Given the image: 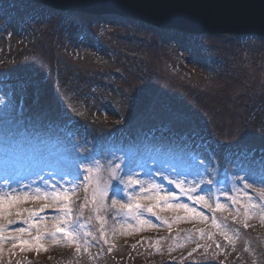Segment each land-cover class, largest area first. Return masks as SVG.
Listing matches in <instances>:
<instances>
[{"label":"rangeland","instance_id":"rangeland-1","mask_svg":"<svg viewBox=\"0 0 264 264\" xmlns=\"http://www.w3.org/2000/svg\"><path fill=\"white\" fill-rule=\"evenodd\" d=\"M32 5L27 0H0V76L4 80L0 82V94H3L0 96V105L4 102L12 108L17 97L26 91L30 103L32 101L37 104L38 99L45 102L42 104L39 101V106L45 118L51 117L54 121L50 122L51 125L56 122L61 124L58 128L65 135L56 132L53 138L47 134L41 141H35L39 150L45 145L43 150L49 152L45 160L56 162L54 167L49 168L56 174L47 180L49 191L56 190L52 185L64 191L65 184H72L75 189L87 183L85 176L80 181V177L76 181H69L63 176L66 172L62 167L66 165L72 168V157H80L77 153L79 150L82 160L75 166L79 176L87 173L85 169L89 167L95 169L97 164L100 170L94 173L93 184L82 201L85 206L81 210L80 219L76 220L71 214L70 220L65 217L70 230L77 234L79 252L75 243L69 245L64 241L62 234L57 235L55 242L45 235L40 243L46 250L41 251H36L34 247L25 251H21L20 247L12 249L13 241L6 240L0 252V264H10L8 258L13 255V262L18 253L28 254L27 261L30 264H47L56 258L53 254L55 250H68L77 254L72 258L68 256L71 261L62 262L64 264H86L87 255L108 245L105 230L107 221L118 217V211H121V216L115 221V225L119 226L113 232L114 237L128 238L152 228L148 223L141 224L136 216L154 225L161 221L155 220L143 207L132 213L122 208L106 213L102 210L105 196L101 197L98 192L95 203L92 199V188L97 186V181L101 190L107 185L108 195L112 180H118V184L123 187L115 190L114 194H122V191L134 186V183H128L129 180L140 181L146 173L159 176L164 179L166 186L149 176L144 178V185L145 180L150 179V184L160 185V195H172L169 204H185L195 210L189 213L163 205L162 208L168 213L180 216L181 219H177L174 224L204 221L206 216L195 205H203L205 208L209 206L206 196L202 195L205 190L202 189L206 181V170L212 160L216 161L223 181L220 184L223 187L220 204L224 207L219 210L221 218L216 216L219 227L202 226L200 230L194 229L182 237L158 241L147 257H154L170 248L179 258L162 264H264V236L260 235V231L264 230V222L261 220L264 209L249 207L246 215V206L250 203L264 204L258 194V190L264 189V183L261 182L264 180V39L254 36L238 39L228 34L222 38L209 35L190 40L185 36L159 34L148 26L117 16H72L57 13L46 6L39 9L30 7ZM26 9L36 13L29 15ZM58 24L63 26L60 33L57 30V42H54L51 31ZM177 38L178 41L174 43ZM5 40L10 42L8 48L2 46ZM171 40L172 43L167 44ZM77 59L79 61L75 62ZM193 70L196 72L192 74ZM106 75L107 82L100 80L103 86H96L95 81L105 79ZM35 79L40 87V83H45L46 95L38 93V87L32 82ZM205 79L208 80L202 82ZM70 81L83 90L92 89V85L94 89L91 95L95 96L93 98L96 101L89 109L74 104L78 116L83 120L73 122L70 127L77 130L68 139L65 136L70 131L68 128L66 131L62 129V123L64 119L76 118V115L64 103L65 108L57 97L61 96L66 101L63 90ZM88 82L89 86L85 85ZM132 82L138 85L129 84ZM137 92L140 98L144 92L145 97L140 106L130 108ZM112 94L120 97L121 103L111 98ZM103 105L111 110L109 116L119 120L120 114L116 112L122 111L130 124L143 122L156 127L158 124L163 126L164 131L158 133L160 137L146 135L137 142L138 146L141 145L140 141L155 140L147 146L149 154L146 156V165L136 164L126 173L117 174L124 163L123 156L129 152L133 143L126 146L115 138L117 145L112 149V144L106 140L103 122L91 119L94 113L100 115L99 109ZM13 114L0 111V137L6 130L3 126L10 129L18 124L19 120H15ZM162 117H168L169 120L161 124ZM45 125L42 124V127L46 131L53 129ZM82 127L83 130H78ZM141 128H146V125ZM186 130L195 135L182 139L181 135ZM170 136L178 138L171 142ZM82 137L89 138L88 147L78 143ZM216 137L220 138V146L214 143ZM236 140L243 144V150L237 147ZM92 143H97V151L91 147ZM225 143L230 144L228 156L223 152L227 148ZM121 147L125 151L120 152ZM117 165L120 167L117 168ZM141 171L145 173L140 174ZM177 184H181L182 188L177 187ZM246 184L252 186L246 188ZM198 185L202 186L196 189ZM75 191H69L68 196ZM154 194L153 189L147 190L129 200L119 198V203H134L135 197ZM197 196L204 197V200L197 201ZM143 201L150 200L140 199V203ZM48 210L50 212L47 217L34 219L41 221L42 228L47 226L50 229L56 223V217H64V211ZM241 211L244 213L241 214ZM27 215L22 214L23 217ZM8 227L9 230L15 228L14 225ZM23 227L27 228L28 225L23 223ZM85 232L90 235L85 236ZM30 233L23 238L31 239V236H35L36 228H31ZM194 241L202 243L201 247L188 257H181ZM154 260L156 264L159 262V258ZM94 264L111 263L104 257H98Z\"/></svg>","mask_w":264,"mask_h":264},{"label":"snow or ice","instance_id":"snow-or-ice-1","mask_svg":"<svg viewBox=\"0 0 264 264\" xmlns=\"http://www.w3.org/2000/svg\"><path fill=\"white\" fill-rule=\"evenodd\" d=\"M80 158H75L72 161V168L73 171L75 170L76 163L79 162ZM83 159H88V157H84ZM54 161H48L41 159L39 162H36L32 159H25L21 160L15 156L10 155L9 153L5 152L3 154V158L0 159V165L3 167L0 168V173H3L4 175V181L3 185L0 186V252L3 251L2 245L6 240H11L13 241L12 243V249H15L17 247H20L21 251L29 250L31 248H35L36 251H41V250H46L44 249V246L40 243L42 239L45 238V235L50 236L53 241H56V237L58 234H62L64 241L71 245V244H76V250L77 252L80 251V244L77 239V234L70 230L69 225L67 221L65 220V217H67L68 220L71 219V208L68 206L67 203L64 204L63 209L64 211V217H56V223H53L51 225V228L49 229L47 226H44L43 228L41 227V221L40 220H35L34 217H36L37 212L43 211L45 208L52 207L57 201L63 199L67 201L69 192L68 190L60 191V189L56 185H52L53 188H56L55 191H46L44 193H41V189L39 187L35 188V193L32 194V189L31 185H27L26 187L29 189L28 191H23L19 192L17 189L12 188L11 186L15 184H20V181L22 179H25V176H20L18 174V168L22 167L25 172H27L28 175H39L41 171H44V169L49 168V167H54L55 166ZM130 164L133 162H129ZM117 168L120 167V165L116 166ZM99 165L97 164L96 168L89 167L85 169V171L88 173V175L85 176V191L87 192L89 187L93 184V178H94V173L99 172ZM67 174V173H65ZM114 178H115V173H114ZM41 180L45 185H48V181L45 180L43 177H41ZM171 183V181H169ZM264 183V180L261 181ZM129 184L133 183H139V181H133L129 180ZM251 184H246L245 187H251ZM150 189H153L155 194L151 196H144V197H138L134 203H129V204H120V208L126 209L129 213L134 212L136 209H140L141 207H145L148 212L153 213V215H156L153 212V209L157 206L156 203L148 204V205H142L140 203V199H145V200H154L156 202H159L163 200L165 202V207L166 208H180L185 210L186 212L193 213L195 212L194 209L189 208L185 204H176L172 205L169 204L168 201L172 199V195L169 193L168 195H160L159 194V189L160 185L158 184H151ZM177 187H181V184H177ZM4 188H11V192H5L3 189ZM107 185H105V189L101 190L99 188V182L97 181V186L92 188V199L93 202L95 203L97 193L99 192V195L101 197H104L107 195ZM75 189H72V192H74ZM147 191L143 187H141V192ZM191 191V190H190ZM259 196L261 200H264V189H261L259 191ZM192 199V197H189ZM29 199L31 200H45V201H52V204L49 203H44L41 205L39 209H31V208H22L18 207V205L28 201ZM197 201H203L204 197L200 196L196 198ZM113 206L118 204V201L113 199L112 200ZM85 205H82L81 207L83 208ZM224 206L221 204L216 205V209L220 210ZM257 208L260 207L261 209H264V204L257 205L255 203H250L249 205L246 206V215H247V209L248 208ZM27 213V217H23L22 214ZM197 216H200L201 213H195ZM12 217H15L16 219H13ZM136 219L139 220L141 224L148 223L150 226L155 227L154 224H151L150 221H145L143 219H140L139 216L135 217ZM24 224H27L28 227H16L12 230H9L10 225L17 224L18 220H21ZM157 219H160L159 216H157ZM178 219H181L178 217ZM42 220V218H41ZM261 220L264 222V212L261 214ZM213 224L216 227H219V225L216 224L215 219H213ZM170 226V225H169ZM31 228H36L37 234L35 236H31V239H25L23 238L25 234L31 235L30 229ZM85 236L90 235V233L85 232ZM101 236H103V233H101ZM87 243V241H85ZM87 251V249H84ZM111 251V248L109 249ZM14 254V253H13Z\"/></svg>","mask_w":264,"mask_h":264},{"label":"water","instance_id":"water-1","mask_svg":"<svg viewBox=\"0 0 264 264\" xmlns=\"http://www.w3.org/2000/svg\"><path fill=\"white\" fill-rule=\"evenodd\" d=\"M47 1L56 4L62 2L65 5L68 0ZM105 1L112 5L119 4L125 7L126 11L134 10L145 16L154 17L155 19L141 20L146 22L149 20L160 28L175 29L183 33H189L188 27L206 26L213 29L219 25H227L229 27L216 30L235 32L240 31L241 27H246V30H255L258 31L256 33L264 35V0H116L117 2L82 0L81 2L88 6L97 5L101 10H108Z\"/></svg>","mask_w":264,"mask_h":264},{"label":"bare ground","instance_id":"bare-ground-1","mask_svg":"<svg viewBox=\"0 0 264 264\" xmlns=\"http://www.w3.org/2000/svg\"><path fill=\"white\" fill-rule=\"evenodd\" d=\"M79 1H82V0H79ZM114 2H117L116 0H113ZM32 6L30 7H37V9L41 8L37 3L35 2H32ZM36 5V6H34ZM105 5L108 6V10L112 13V15H117V14H120L122 13L124 10H125V7L123 6H120L119 4H115V5H112V4H108L107 1H105ZM112 6V7H111ZM72 8H74L75 10H73ZM59 9L61 11H65L66 15H72V16H76V15H79V16H83L84 15V10H83V7L79 4L78 1L76 0H68L66 1V4L65 5H60L59 6ZM26 12L30 14L32 13H36V11H33V10H29V9H26ZM59 11H57L58 13ZM55 21V20H54ZM62 25H57L56 27L53 28V31L52 32V35L54 36L53 37V41L54 42H57V40H55L57 37H56V34L57 33V30L59 31V33L61 32V29H62ZM73 28H76V25H73L72 26ZM174 43H176L174 41ZM73 46H77L79 44H71ZM211 48V47H210ZM76 61H79L78 59L75 60ZM69 87H70V90L68 91L67 93V98H66V101H69V102H78V103H82V105H84V107L88 106V104L91 102V101H96V99H94L90 93H86L83 91V88L80 87V86H77L76 84L72 83V81L69 82ZM91 119H94L96 120L97 118L96 117H93ZM27 126H33L31 123H28L26 124L24 127H27ZM19 133V132H18ZM15 136H17L18 134H14ZM0 177L3 179V174H0ZM45 189V188H43ZM33 191H35V188H32ZM133 192L134 193H138L140 192L139 190H136V189H133ZM130 193V191H129Z\"/></svg>","mask_w":264,"mask_h":264}]
</instances>
